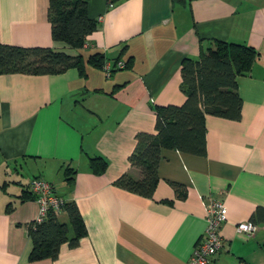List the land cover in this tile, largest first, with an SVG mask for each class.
<instances>
[{"label":"crops","instance_id":"0c3cea01","mask_svg":"<svg viewBox=\"0 0 264 264\" xmlns=\"http://www.w3.org/2000/svg\"><path fill=\"white\" fill-rule=\"evenodd\" d=\"M48 6L49 0H0V42L84 58L101 50L110 64L131 59L110 74L89 64L85 76L75 67L0 73V264H189L210 198L227 208L223 245L211 264H264V222L253 235L237 230L264 208V0H86L98 25L78 49L52 38ZM213 38L260 52L250 71L236 76L240 119L206 114L204 155L162 148L151 197L117 186L124 173L140 176L128 157L138 132H155L154 106L184 102L182 59L197 57ZM92 156L106 160L102 174L90 169ZM67 167L75 169L71 181ZM33 177L74 201L86 228L54 259L28 258L27 225L38 204L19 197ZM173 183L182 185V196ZM58 218L68 224L64 211Z\"/></svg>","mask_w":264,"mask_h":264},{"label":"trees","instance_id":"16d2710c","mask_svg":"<svg viewBox=\"0 0 264 264\" xmlns=\"http://www.w3.org/2000/svg\"><path fill=\"white\" fill-rule=\"evenodd\" d=\"M48 18L52 38L75 49L84 45L87 34L98 25V20L87 13L86 0H49ZM259 53L255 46L245 42L213 38L207 46H200L197 57H184L180 65V85L186 96L184 102L180 105L154 106L155 132H138L135 135L134 149L128 157L130 165L139 170L140 176L136 178L124 173L114 184L151 197L158 181L157 168L162 148L204 155L205 115L240 119L242 97L237 89L236 76L249 72ZM130 59L129 56L124 60L122 67L129 65ZM118 60L119 57L111 64V71L121 68L115 67ZM106 62V56L101 50L90 52L84 58L81 52L73 54L52 46H23L0 42V73H58L75 67L85 76L87 64L104 69ZM88 164L96 174H102L107 166L102 156L89 157ZM74 173L75 169L72 167L64 169L68 181L73 179ZM172 186L178 196L183 195L182 185L173 183ZM19 198L20 201H25L35 199V195L29 188ZM11 207L12 204L8 203L7 210ZM61 211L67 214L68 224L60 221L59 213L53 209H49L41 221L28 223L27 231L31 239L28 256L30 261L54 259L62 244L67 242L70 246H75L86 234L82 216L74 201L63 200ZM250 220L254 223L264 222V208L258 207ZM68 226L72 229V236L68 235Z\"/></svg>","mask_w":264,"mask_h":264},{"label":"built area","instance_id":"2783aa9c","mask_svg":"<svg viewBox=\"0 0 264 264\" xmlns=\"http://www.w3.org/2000/svg\"><path fill=\"white\" fill-rule=\"evenodd\" d=\"M112 5V0H108ZM123 60H118L115 67H122ZM106 74H110L112 66L109 62L104 63ZM29 188L35 195V201L38 204V214L36 221H41L49 209L56 213L60 212V206L63 200L54 194L53 184L40 177L32 178L29 181ZM227 208L223 199L210 198L205 205L206 227L203 235L195 245L190 258L189 264H211L217 252L223 245V239L220 233L222 224L226 221ZM237 230L247 235H253L257 230V224L251 220L240 222Z\"/></svg>","mask_w":264,"mask_h":264},{"label":"rangeland","instance_id":"374dc122","mask_svg":"<svg viewBox=\"0 0 264 264\" xmlns=\"http://www.w3.org/2000/svg\"><path fill=\"white\" fill-rule=\"evenodd\" d=\"M61 218V217H60Z\"/></svg>","mask_w":264,"mask_h":264}]
</instances>
